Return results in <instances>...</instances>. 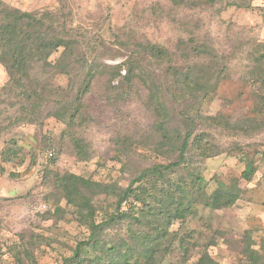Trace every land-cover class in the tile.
I'll list each match as a JSON object with an SVG mask.
<instances>
[{"label":"rangeland","instance_id":"374dc122","mask_svg":"<svg viewBox=\"0 0 264 264\" xmlns=\"http://www.w3.org/2000/svg\"><path fill=\"white\" fill-rule=\"evenodd\" d=\"M2 1L26 12L50 10L61 15L62 25L79 43L75 59L80 61L120 64L136 57L137 44L150 42L168 48L177 63L176 58L182 59L176 50L179 44L191 46L195 41L211 46L218 59L214 64L208 59L198 63L211 70L226 67V77L212 100L193 107L202 115L220 114L233 126L246 127L248 119L252 128L199 125L198 130L208 131L224 151L200 163L201 173L210 182L209 191L216 188L213 178L226 182L240 178L244 157L229 153L236 147L255 160L258 171L251 182H240L243 193L233 207L200 209V216L189 219L180 231L192 240L183 248L176 244L169 255H159L155 264H195L201 259L209 264H249L244 255L248 242L264 260V0H204L198 6H175L172 0ZM77 60L72 76L79 86L84 71ZM145 67L157 82L168 83L167 62L153 61ZM32 73L45 99L35 116L17 92L4 90L9 78L0 65V153L13 146L12 140L21 149L18 160L2 163L0 157V170H4L0 172V264H59L87 234L75 221L55 174L126 187L144 168L165 162L154 153L155 112L141 81L131 88L117 82L111 87L109 77L97 78L84 100V120L69 129L48 112L69 94L70 79L41 65ZM167 104L175 121L190 110L171 98ZM71 135L88 145V160L78 158ZM111 202L102 197L99 204L106 207ZM158 226L175 232L182 224L165 220ZM127 230L126 226L113 229L109 238ZM209 242L214 245L207 247Z\"/></svg>","mask_w":264,"mask_h":264},{"label":"trees","instance_id":"16d2710c","mask_svg":"<svg viewBox=\"0 0 264 264\" xmlns=\"http://www.w3.org/2000/svg\"><path fill=\"white\" fill-rule=\"evenodd\" d=\"M196 1L172 0L175 6L183 3L198 6L204 0ZM229 5L241 7L236 2ZM60 19L57 12H26L0 0V65L9 78L4 90L9 94L17 92L18 98L29 105V112L35 116L45 99L39 93L40 83L32 78V72L37 65L57 69L70 79L69 94L62 97L48 115L72 129L84 120V100L97 78L109 77L111 87L117 82L126 83L129 88L139 80L147 88L149 103L155 112L154 153L165 162L144 168L126 187L102 184L74 174H55L58 187L73 208L75 221L87 231L72 254L59 264H155L159 255H169L176 244L183 248L192 240L187 233L182 236L180 231L189 219L200 216V209L219 211L233 207L243 193L240 182H251L258 171L253 158L245 156L238 147L232 148L230 155H243L244 171L240 178L229 182L213 178L216 188L209 191L210 182L202 175L199 164L224 151L213 142L208 131L198 130L199 125L210 129L247 130L252 128L251 121L246 120V127L233 126L220 114L210 117L200 113V106L213 99L227 73L226 67L211 70L198 63L208 59L214 64L218 59L211 46L195 41L191 46L181 43L176 50L182 59L176 58L177 63L172 57L175 54L168 48L150 42L137 44L136 57L120 64L84 58L80 61L75 59L79 43ZM60 51V56L51 62V57ZM76 60L84 71L79 86L72 76ZM153 61L167 62L165 86L145 67V63ZM170 98L178 106L183 104L190 109L183 112L178 121L169 111L167 99ZM195 104H199V108L195 109ZM262 106L264 108V99ZM71 137L78 158L88 160V145L75 135ZM11 143V148L8 146L6 152L0 153L2 163L20 159L21 149L14 147V140ZM0 172H4L3 168ZM102 197L112 202L101 206ZM165 220L181 222L182 227L175 232L160 228L158 222ZM123 226L128 229L125 235L109 238L110 231ZM249 244L244 249L249 264H264ZM212 245L214 243L209 242L207 247ZM195 264L209 263L201 259Z\"/></svg>","mask_w":264,"mask_h":264},{"label":"built area","instance_id":"2783aa9c","mask_svg":"<svg viewBox=\"0 0 264 264\" xmlns=\"http://www.w3.org/2000/svg\"><path fill=\"white\" fill-rule=\"evenodd\" d=\"M50 156H51V157H53V156H54V153H53V152H51V153H50Z\"/></svg>","mask_w":264,"mask_h":264}]
</instances>
